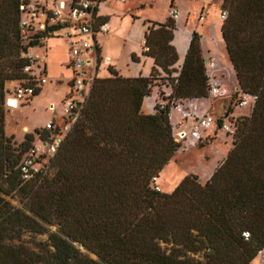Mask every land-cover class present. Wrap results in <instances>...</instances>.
Instances as JSON below:
<instances>
[{
	"label": "trees",
	"instance_id": "16d2710c",
	"mask_svg": "<svg viewBox=\"0 0 264 264\" xmlns=\"http://www.w3.org/2000/svg\"><path fill=\"white\" fill-rule=\"evenodd\" d=\"M21 1L0 0V264H251L264 253V0L221 4V36L252 111L229 118L232 147L206 182L191 173L168 192L155 181L181 146L172 100L208 98L200 34L192 32L178 69L176 21H151L142 51L150 74L126 77L109 65V76H95L47 169L24 178L35 133L48 140L50 132L35 129L20 143L5 132L6 85L30 81L23 54L41 45L42 35L21 37ZM155 85L170 95L160 90L164 108L147 114L142 102ZM13 193L25 208L6 199Z\"/></svg>",
	"mask_w": 264,
	"mask_h": 264
},
{
	"label": "built area",
	"instance_id": "2783aa9c",
	"mask_svg": "<svg viewBox=\"0 0 264 264\" xmlns=\"http://www.w3.org/2000/svg\"><path fill=\"white\" fill-rule=\"evenodd\" d=\"M124 2L125 0H120ZM169 3L168 16L175 20L179 17L180 10L175 4V0H166ZM98 1L79 0L73 3L71 0H22L20 4V29L21 37L24 42L34 39L36 35H42L38 39L40 43L44 42L47 35H63L71 38L69 44L70 66L72 69L70 96L64 99L67 114L63 123L55 120H49L44 128L50 132L48 140H41L37 137V142L23 158V177L29 178L35 172H43L47 169L49 158L52 157L67 133L72 128L78 114L77 101H82L88 95L95 75V66L97 65V44L94 35L98 32L106 34L109 32V25L106 21H98L97 16L93 14V7L98 5ZM228 15L226 9H220L221 19ZM203 16H200L202 19ZM59 26V27H57ZM87 53H94V66L92 57L87 59ZM29 57L30 63L24 67L28 74L29 82H13L12 87H7L8 97L6 105H9V98L28 102L38 87H42L48 79L44 60L33 57L28 53L23 54ZM89 60V61H88ZM206 76L208 86V98L211 100L231 99L230 106L244 105L247 103L246 94L239 93L236 86L230 93L225 83L231 79V71L227 65L220 64L216 58L211 56L206 61ZM237 93V96H233ZM170 92H164L163 97H168ZM79 97V98H77ZM254 101V97L251 96ZM162 98V97H161ZM167 100L163 99L158 104L164 108ZM175 109L180 114V119L176 125L175 139L178 142H189L194 145L203 138V132L211 129L214 123L218 128L226 131L230 136L235 132L234 124L229 120L231 109L228 106L224 114L220 117L214 116L211 112L202 111L193 104L192 99H173L170 108ZM170 116V113H169ZM220 118V121H219ZM189 121L188 126L183 127V123ZM46 158L45 163L37 165L41 159ZM156 189H159L155 185Z\"/></svg>",
	"mask_w": 264,
	"mask_h": 264
},
{
	"label": "rangeland",
	"instance_id": "374dc122",
	"mask_svg": "<svg viewBox=\"0 0 264 264\" xmlns=\"http://www.w3.org/2000/svg\"><path fill=\"white\" fill-rule=\"evenodd\" d=\"M146 1L148 2V0H125V2H121L120 0H103L98 3L97 13L100 15H109L110 18L112 17L118 24V33L114 31L117 37L106 45V50L113 52L114 54L119 56V58H121V53L124 48V34L131 29L132 22L135 20L133 14L137 13L139 15H151L152 18H157L159 22L165 21L167 14L165 8L167 5L166 0H153L152 5H148V3H146L147 5L135 8L139 2ZM178 4L179 8L180 6L184 8L183 11L179 9L180 13L182 11V15L176 19L177 25L176 30L174 31L176 44L177 46H180L179 41L181 37L188 38L189 36H191L192 32L196 30L201 34V23L203 24L204 22H201L197 25V17H199L200 20L201 14H199L200 9L196 4L188 10L190 13L188 14V23L186 24L184 21L188 11L185 13V9H187L186 7L190 5V1L178 0ZM220 7L222 8L221 5ZM221 22H223L222 19ZM206 30L207 32L205 33V35H203V38H205L206 42L209 41L215 45L221 59L224 60L223 64L227 65L230 68L227 51L221 36V27L218 26L216 28H208ZM100 33L101 32H98L97 34ZM60 35L61 34H59L58 37H51L49 39L48 47L50 46V48H48L49 60L47 68L48 71L52 73V75L61 78L64 81L65 78L68 77L71 73V70L66 63L68 38ZM100 39L103 41V37H101ZM41 45L44 46H34L33 49H36L37 52L43 56L45 51V43L42 42ZM183 50L184 48H182V52ZM185 53L179 55V65L182 64ZM140 56L142 59H147L148 61L152 62L151 58L144 57L141 53ZM106 70L107 62L105 58H103L99 66L98 73L102 74ZM232 82H234V77ZM232 82L231 87H233L234 84ZM57 84L58 82L54 81L53 79L49 83V90L45 93V95L34 104H31V107L27 108L26 110H16L14 111L15 113H11V109L7 105H5V124L7 135L12 134L14 136V140L17 143H20L23 140L25 133L34 132L35 129L41 130L42 128H44V125L49 118L55 119V121L59 122L60 124L63 123L64 117L67 114L65 105L63 103L64 96L62 95L65 86L64 84H62L58 88H56L55 85ZM6 87H8V83ZM231 91L232 90H230V92ZM245 98L247 100V103L243 106L235 104L232 105L234 110L231 111V117L236 118L238 116H243L239 115V112L250 115L253 106V98L251 96H245ZM230 100V98H227L226 102L229 103ZM30 103L31 101H28L22 106L28 105ZM218 104L219 101H215L213 103L214 107L211 109V112L214 116L220 117L224 114V109L222 108L219 110ZM12 114L13 117L9 116ZM20 119L25 120L30 127L28 130L21 131V135H17L16 130H18L17 126L20 125L18 124V122H20ZM21 123L23 124L24 122ZM33 124H35L36 126H32ZM177 126L178 125H175V127L172 126L174 135H176ZM213 127L216 129V135L209 136L204 141H199L194 145L190 144L188 141L180 142V148L171 158L169 163L161 170L159 178L155 181V185H157L161 191H171L174 186H176L186 175L191 173L196 174L200 182H204L210 172H213L215 167H217L223 161L228 151L232 147L233 137L226 133L225 130L218 128L217 123H214L212 128ZM212 128L208 130L213 133ZM37 137L38 134L35 133L33 144L37 142ZM45 161L46 158H43L37 165L45 163ZM5 197L12 205L25 208L24 200L18 193L5 195ZM51 229L54 230L55 227H51ZM25 238L29 239L30 237L26 236ZM251 264H264V253H259Z\"/></svg>",
	"mask_w": 264,
	"mask_h": 264
},
{
	"label": "crops",
	"instance_id": "0c3cea01",
	"mask_svg": "<svg viewBox=\"0 0 264 264\" xmlns=\"http://www.w3.org/2000/svg\"><path fill=\"white\" fill-rule=\"evenodd\" d=\"M190 1V5L188 7H186L187 9H185V13L194 5L197 4V6L200 9L199 14H201L203 16L202 19L199 20V17H197V25L200 24L201 22H204L203 24L201 23V29H200V44H201V50H202V54L203 57L205 59V61L208 60L209 57L213 56L216 58L217 62L220 64L224 63V60L221 59L218 50L216 49L215 45L212 44L211 42L205 40V38H203V35H205V33L207 32L206 29H213L216 28L218 26L221 27V17H220V5L222 3V0H189ZM125 2V1H124ZM146 3H148V5H152L153 0H148V2H139L138 5L135 7H141L144 5H147ZM166 18L168 16V9H169V3L166 1ZM175 4L177 5V7L179 8V4H178V0H175ZM134 9V8H132ZM180 10H184V8H182L180 6L179 8ZM182 11L179 14V17L182 15ZM190 12H187V15L185 16V23H188V14ZM219 14V17H218ZM135 20L132 22V26L131 29L126 32L125 35V39H123V50L121 53V58H119V56H117L116 54H114L113 52L106 50V45L110 42L113 41L114 39H116L117 35L115 34V32L118 33V27H117V23L114 21V19L109 15H105V14H98L96 12V16L98 18H106V22L109 25V32L106 34L100 33V34H95L94 35V39L95 42L97 44V51H96V56H97V65L95 66V75L98 77H106L109 76V71H108V66L111 65L113 66V68L115 70H117V72L123 76L126 77H132V76H138V75H144V76H148L151 72L152 66H153V59L149 56L143 55L142 51H143V46H144V33L147 29V26L151 23V21H157L159 22V20L157 18H152L151 15H139V14H133ZM177 25V22H176ZM176 30V29H175ZM114 33H113V32ZM197 31V30H196ZM61 36V35H60ZM51 37H58V35H47L45 37L44 43H45V51H44V55H40L36 49H33L34 47H30L28 49V54L33 56V57H37V58H41L44 60L45 63V71H46V75H47V79L48 81L42 85L40 92L34 96L30 101L31 103L28 105H24L26 102H23L21 100L17 101V106H13V107H9L11 109V113H15L14 111L16 110H26L27 108L31 107V104H34L35 102H37L40 98H42L45 93L49 90V83L54 79V81L58 82L56 86V88H58L60 85L64 84V90L62 95L64 96L63 98L65 99V97L70 94L71 91V80H72V69L70 66V52H69V44L71 42V38H68L67 41V58H66V63L68 64V67H70L71 73L69 74L68 77L65 78V80L63 81L61 78L55 77L54 75H52V73H50L48 71L47 68V64H48V48H50V46L48 47V43H49V39ZM101 37H103V41L100 39ZM106 38V39H104ZM190 38L191 36L187 37H181L180 41H179V45L177 46L176 44V37L174 35L172 44L175 46L177 53H178V58L180 54H184L185 52H187V48L190 42ZM223 40V39H222ZM224 43V42H223ZM225 45V44H224ZM38 46H44V45H38ZM127 46V47H126ZM180 47V48H179ZM182 48H184L183 52H182ZM181 49V50H179ZM140 53L142 54V56L144 57H149L151 58V61H148L147 59H142L140 56ZM136 55V57L138 58V60H134L132 59V55ZM186 54V53H185ZM228 56V54H227ZM89 57H92V62H93V66H94V59H95V55L94 53H87V59H89ZM218 57V58H217ZM99 58V61H98ZM103 58H105L106 62H107V70L104 71L102 74H99V66L100 63L102 62ZM229 59V57H228ZM183 63V62H182ZM230 63V61H229ZM142 64V65H140ZM182 64H178V61L176 63V67L179 69L180 66ZM225 65V64H224ZM231 68V79L228 80L225 83V86L228 88V90H232L230 93H232L235 89V87L237 86V82H236V78H235V74L234 71L232 69V66L230 65ZM126 69V70H124ZM234 77V82H232ZM231 82L234 83L233 87H231ZM13 86V82H9L8 83V87H12ZM54 86V87H55ZM231 87V88H230ZM52 89V88H51ZM160 90H162L163 92H170V87L165 86V85H155L153 86L150 94L148 96H146L143 99L142 102V106H141V110L144 113L150 114V113H154L155 112V107L161 102L162 98L160 96ZM79 98V97H77ZM9 105H12L11 100H15L13 98H9ZM226 99H222V100H211V99H206V98H201V99H192V102L194 105H196L200 110L202 111H208L211 112L213 106V103L215 101H219L218 104V109H224L226 110L228 108V106L230 107L231 111H233V106H230L231 100L229 103L226 102ZM64 101V100H63ZM212 113V112H211ZM239 115H246L242 112H239ZM11 117H13L12 115H9ZM180 119V114L175 110V109H171L170 112V121L172 126L175 127V125L178 123ZM16 120V119H15ZM49 120H55V119H51L49 118L47 121ZM46 121V122H47ZM18 122V121H17ZM21 122H24L23 124ZM18 124H20L18 127V130H16V134L17 135H21V131L23 130H28L30 126H28V123L25 120L20 119V122H18ZM190 124L189 121H185L183 123V127L184 126H188ZM32 126H36L35 124H33ZM27 128V129H26ZM213 133L210 132L209 130H206L203 132V138L201 141H204L205 139H207L209 136H213L216 135V129L213 127L212 128ZM5 132L6 131V124H5ZM7 134V133H6ZM15 134V133H14ZM12 135V134H11ZM216 168V167H215ZM214 171V170H213ZM212 172H210V174L208 175V177L205 179L204 182H206V180L209 179V177L211 176ZM202 182V183H204Z\"/></svg>",
	"mask_w": 264,
	"mask_h": 264
},
{
	"label": "bare ground",
	"instance_id": "6f19581e",
	"mask_svg": "<svg viewBox=\"0 0 264 264\" xmlns=\"http://www.w3.org/2000/svg\"><path fill=\"white\" fill-rule=\"evenodd\" d=\"M11 103H12V106H17V101H15V100H11ZM27 129V128H26ZM156 180H157V178H156Z\"/></svg>",
	"mask_w": 264,
	"mask_h": 264
},
{
	"label": "water",
	"instance_id": "95a60500",
	"mask_svg": "<svg viewBox=\"0 0 264 264\" xmlns=\"http://www.w3.org/2000/svg\"><path fill=\"white\" fill-rule=\"evenodd\" d=\"M81 103H82V101H77L76 105L79 107L81 105Z\"/></svg>",
	"mask_w": 264,
	"mask_h": 264
}]
</instances>
